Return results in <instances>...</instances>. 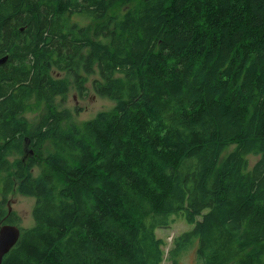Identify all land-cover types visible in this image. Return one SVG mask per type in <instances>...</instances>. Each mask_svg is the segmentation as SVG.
Wrapping results in <instances>:
<instances>
[{"label":"trees","instance_id":"16d2710c","mask_svg":"<svg viewBox=\"0 0 264 264\" xmlns=\"http://www.w3.org/2000/svg\"><path fill=\"white\" fill-rule=\"evenodd\" d=\"M12 22L0 227L36 202L3 264H264V0H0L5 45ZM89 76L114 106L77 123L56 98Z\"/></svg>","mask_w":264,"mask_h":264},{"label":"rangeland","instance_id":"374dc122","mask_svg":"<svg viewBox=\"0 0 264 264\" xmlns=\"http://www.w3.org/2000/svg\"><path fill=\"white\" fill-rule=\"evenodd\" d=\"M78 17L73 19V22H78ZM79 22L81 20L79 19ZM97 74V73H96ZM58 77H65V74H57ZM97 76V75H93ZM89 76L88 81L85 85L87 89L86 95L79 94L76 89H72L68 94L67 98L64 99L62 96L56 98V103L59 105L60 109H70L74 115V121L81 123L94 118L99 112L110 110L114 103L107 98L99 96L92 89V81L95 77ZM73 81V80H72ZM41 110L29 111L25 115L28 119H36L40 114ZM36 199L33 197L22 196L18 193H13L8 195L7 206L10 207L13 215L18 219V222H14L19 227H30L33 224L32 220V209L35 205ZM193 226L189 225L181 219H177L176 223L172 225L169 229H159L158 235L160 238L164 239L168 243L169 250L172 245L173 239L181 235L185 231L192 230ZM195 252L188 251L182 256L179 264H198L195 260ZM164 264H169L165 262Z\"/></svg>","mask_w":264,"mask_h":264},{"label":"flooded vegetation","instance_id":"af4514ba","mask_svg":"<svg viewBox=\"0 0 264 264\" xmlns=\"http://www.w3.org/2000/svg\"><path fill=\"white\" fill-rule=\"evenodd\" d=\"M10 27L16 30L17 33L14 38L11 37L9 40L8 45H5L3 39H1L0 36V55H6V56H0V61L7 57V59L4 62H0V65L5 64L8 61V58L10 55H33L34 49L30 48V46L34 45L30 39V36L23 35L24 31L27 30V27H24L23 25H18L16 22H12L10 24ZM13 43V44H11ZM38 54L41 53V51L37 52Z\"/></svg>","mask_w":264,"mask_h":264},{"label":"water","instance_id":"95a60500","mask_svg":"<svg viewBox=\"0 0 264 264\" xmlns=\"http://www.w3.org/2000/svg\"><path fill=\"white\" fill-rule=\"evenodd\" d=\"M6 59L7 57L0 62H4ZM20 236L21 230L17 225L6 223L0 227V264H3L5 256L17 245Z\"/></svg>","mask_w":264,"mask_h":264}]
</instances>
